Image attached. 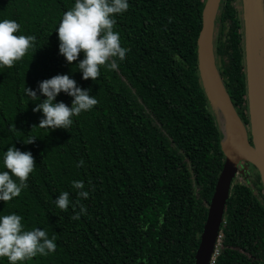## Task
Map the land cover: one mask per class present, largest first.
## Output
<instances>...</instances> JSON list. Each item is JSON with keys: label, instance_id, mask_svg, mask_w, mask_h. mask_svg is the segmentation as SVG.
I'll list each match as a JSON object with an SVG mask.
<instances>
[{"label": "trees", "instance_id": "16d2710c", "mask_svg": "<svg viewBox=\"0 0 264 264\" xmlns=\"http://www.w3.org/2000/svg\"><path fill=\"white\" fill-rule=\"evenodd\" d=\"M204 2L129 0L115 25L129 49L126 58L114 70L101 67L92 81L82 80L58 54L54 28L74 0H0V19H13L21 34L36 37L20 61L0 68V153L13 145L31 151L35 161L28 187L12 201H0V212L20 214L29 228L55 235L57 245L24 264L194 263L224 162L222 133L197 69ZM221 2L218 72L246 122L240 18L233 0ZM57 73L90 88L98 103L73 117L67 130L48 132L36 125L41 113L32 111L23 88ZM56 100L70 104L71 97L60 93ZM30 135L38 136L34 143L21 142ZM80 160L83 166L76 167ZM241 176L230 189L213 264H264L260 177L251 164ZM73 180L84 182L86 199L70 187ZM60 191H69L86 214L73 220L78 204L57 208Z\"/></svg>", "mask_w": 264, "mask_h": 264}, {"label": "clouds", "instance_id": "9594fccd", "mask_svg": "<svg viewBox=\"0 0 264 264\" xmlns=\"http://www.w3.org/2000/svg\"><path fill=\"white\" fill-rule=\"evenodd\" d=\"M128 8L129 0H74L73 6L62 13L54 28L58 54L66 63L76 66L75 71L79 70L82 80L95 81L101 75V67L114 70L118 61L126 58L129 49L122 45L115 25L116 17ZM35 40L31 34H21L20 24L15 20L0 19V68H10L20 61L34 48ZM60 93L71 97L70 104L56 100ZM23 95L33 103L32 111L41 113L36 125L48 132L57 128L67 130L73 124V117L92 110L98 103L91 89L79 86L68 73L42 79L35 88L24 85ZM37 138L30 135L20 140L31 144ZM83 163V160L78 161L76 167H82ZM34 166L31 151H21L9 145L0 153V201L9 202L19 197L28 187L27 181ZM70 187L79 198L89 196L81 180L71 181ZM53 203L62 211L78 204L79 211H74L73 220H79L87 212L79 200H70L69 191H60ZM55 241L56 236H49L43 228H29L20 214L0 212V258L6 259L7 264H24L38 255L46 257L56 250Z\"/></svg>", "mask_w": 264, "mask_h": 264}, {"label": "water", "instance_id": "95a60500", "mask_svg": "<svg viewBox=\"0 0 264 264\" xmlns=\"http://www.w3.org/2000/svg\"><path fill=\"white\" fill-rule=\"evenodd\" d=\"M220 2H204L196 53L199 79L222 133L220 147L224 162L208 204L193 264H212L233 180L238 173L244 174L249 164L258 171L264 194V0H241L249 127L235 109L214 58L213 32Z\"/></svg>", "mask_w": 264, "mask_h": 264}, {"label": "flooded vegetation", "instance_id": "af4514ba", "mask_svg": "<svg viewBox=\"0 0 264 264\" xmlns=\"http://www.w3.org/2000/svg\"><path fill=\"white\" fill-rule=\"evenodd\" d=\"M233 5L237 9V14H238V16L240 18V23H241V28L240 29H241V35H242V10H241L242 7H241V1L239 0L238 3H237L236 0H233ZM222 7H223V4H222V2H220L218 13H217V16L215 18V24H214V27L216 25H218V31H217V33L215 35H213L214 36V38H213V52H214V58H215L217 69H218L220 63H217L219 61V57H217V59L215 57L216 56L215 55V51H216V47H217L215 42L217 40V37L220 34V30H221V27H222V12H223ZM240 177H242V176H241V174L238 173L235 178H240ZM235 178H234V180H235ZM220 229H221V227H220ZM220 240H221V238H220ZM219 245H220V241H219Z\"/></svg>", "mask_w": 264, "mask_h": 264}, {"label": "rangeland", "instance_id": "374dc122", "mask_svg": "<svg viewBox=\"0 0 264 264\" xmlns=\"http://www.w3.org/2000/svg\"><path fill=\"white\" fill-rule=\"evenodd\" d=\"M237 1V3H238V1L239 0H236ZM241 1V0H240ZM241 10H242V8H241ZM217 31H218V25H216L215 27H214V32H213V35H215L216 33H217ZM213 38H214V36H213ZM242 46H243V41H242ZM248 118V117H247ZM243 119V118H242ZM244 121V120H243ZM244 123H245V125L247 126V127H249L248 125H249V123H248V119L246 120V122L244 121ZM248 132H249V130H248ZM242 167H243V165L241 164L240 165V167H239V169L241 170L242 169Z\"/></svg>", "mask_w": 264, "mask_h": 264}, {"label": "built area", "instance_id": "2783aa9c", "mask_svg": "<svg viewBox=\"0 0 264 264\" xmlns=\"http://www.w3.org/2000/svg\"><path fill=\"white\" fill-rule=\"evenodd\" d=\"M220 238H221V234H219L218 237H217V244H216L215 255H216V253H217V251H218L217 249H218V246H219ZM214 257H215V256H214ZM213 260H214V258H213ZM213 260H212V264H213Z\"/></svg>", "mask_w": 264, "mask_h": 264}]
</instances>
